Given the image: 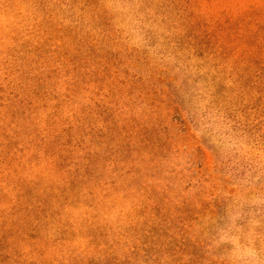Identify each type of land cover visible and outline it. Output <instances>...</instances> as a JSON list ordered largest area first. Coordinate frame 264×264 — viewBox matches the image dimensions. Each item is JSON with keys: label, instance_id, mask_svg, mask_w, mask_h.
Segmentation results:
<instances>
[{"label": "rangeland", "instance_id": "1", "mask_svg": "<svg viewBox=\"0 0 264 264\" xmlns=\"http://www.w3.org/2000/svg\"><path fill=\"white\" fill-rule=\"evenodd\" d=\"M0 264H264V0H0Z\"/></svg>", "mask_w": 264, "mask_h": 264}]
</instances>
